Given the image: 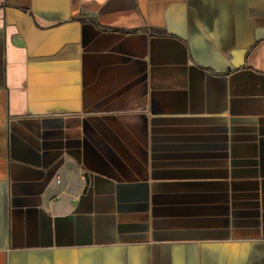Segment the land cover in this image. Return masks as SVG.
Wrapping results in <instances>:
<instances>
[{
	"label": "crops",
	"instance_id": "1",
	"mask_svg": "<svg viewBox=\"0 0 264 264\" xmlns=\"http://www.w3.org/2000/svg\"><path fill=\"white\" fill-rule=\"evenodd\" d=\"M0 264H264V0H0Z\"/></svg>",
	"mask_w": 264,
	"mask_h": 264
}]
</instances>
